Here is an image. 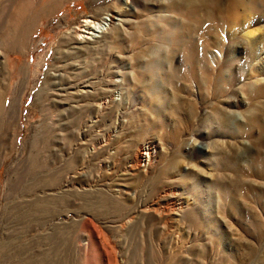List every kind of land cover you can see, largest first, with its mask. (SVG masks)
Instances as JSON below:
<instances>
[{"label":"rangeland","instance_id":"rangeland-1","mask_svg":"<svg viewBox=\"0 0 264 264\" xmlns=\"http://www.w3.org/2000/svg\"><path fill=\"white\" fill-rule=\"evenodd\" d=\"M203 2L57 0L43 18L15 6L31 22L24 41L0 38V264H264V41L244 54L264 37V0L243 31L254 35L235 38L244 51L222 55L234 69L221 88L193 62L217 37L197 29ZM111 13L118 34L67 43ZM105 88L111 108L98 105ZM148 141L153 164L125 172Z\"/></svg>","mask_w":264,"mask_h":264},{"label":"bare ground","instance_id":"bare-ground-1","mask_svg":"<svg viewBox=\"0 0 264 264\" xmlns=\"http://www.w3.org/2000/svg\"><path fill=\"white\" fill-rule=\"evenodd\" d=\"M203 3H204V7H207V21H206V24L205 23L203 24L202 22L199 23V27L197 26L198 27L197 29H199V31L201 32V35L203 37H205L206 40H208V37L212 33V31L215 34L214 37H216V36L217 37H216V40L213 39L212 41H210V40L205 41V42L202 41L201 44L204 46V50L206 51L204 53L202 59L197 58V59L193 60L192 55H189V58L192 59L194 63H198L201 67H203L205 64H207L211 74L213 75V82H214L215 86L221 88V87H225L223 85V83L226 85L228 82V80L222 79L223 80V82H222V80L219 79V76L223 77L222 74H224L223 73L224 71L222 72V70H223L222 67L226 66L229 70L234 69L233 59H231V58L229 59L228 57H222V55L225 56V50H227L229 53H233V52L239 53V52L244 51V49H238V47H239L238 45L240 44V46H241V43L238 41L239 39H237L238 42H236L235 38L245 37V36H241L242 34H240V33H243V31L248 27V24L251 20V17H254L256 10H257L256 4H255V0H231L229 3L230 10H226V9L222 8V5L220 4L219 0H205V2H203ZM203 3L201 5H203ZM19 4L23 5L24 7H27L29 9V11H33V9L35 11H39V13L42 15L41 17L43 18V16H48V14H50V12L53 8L57 7V0H0V38L1 37L2 38L8 37L9 35H7V34H9V32H7V31L9 29H11L12 31H15L17 34V36L13 35L14 37L11 38L8 41V43L13 42L15 44L18 41H24L25 36H26L25 33L27 32L28 26L31 22V19H30L31 14L26 15L25 13H21V15L19 14L18 16H15V18H14L13 15L15 13V6H18ZM199 7H200L199 2H193V4L191 5V10H190V13L192 14V16L196 15L194 13L197 11V9ZM120 9L117 8V10H116L117 14L116 15H120L122 13V10H120ZM223 12H225V13H223ZM116 15L111 13L110 14L111 18H107V17L103 18L106 21H102V18L100 19V18H97L95 16L85 17L79 24H77L75 27H73L70 30V32L66 35L65 39H67L66 40L67 43L72 44L73 47H75V46L77 47V45H78L81 48L82 46H84L86 44H94V43L99 44V42H101V40H99V38H101V37L106 39V38H109L110 36L112 37V33L118 34L119 28L116 26V24L114 23V20H113V19H116V17H115ZM254 20L258 21L259 18L255 17ZM221 21H223V22H222L221 29H220V23L219 22H221ZM215 22H217L216 24L219 23L217 25L218 27H215L213 25V23H215ZM231 23L234 25V27H235V25H237L239 23H241V25L239 28H233V26H231ZM225 24H226V26H225L226 28L224 29L223 27ZM197 25H198V23H197ZM3 30H5V31L2 32ZM94 31H96L100 34L95 35ZM254 32H255V30L254 31L252 30V31L244 32L243 34H245L246 36L247 35L249 36L251 34L254 35ZM263 38H264L263 36H259V37L254 38V39L253 38L252 39L246 38L248 43L250 44V47H249L248 51L244 53V54H246L245 60L253 59L259 53L260 48L264 49V45L259 47V49L255 48L256 43H258V42L263 43V41H264ZM226 40L228 41V43H226ZM232 41H234L236 44H233ZM95 46H96V44H95ZM211 46H214L215 48H217L219 50V54L214 53V51L210 52L209 47H211ZM188 47L190 49V53H193V51L195 52L196 49L198 48V44L194 40L191 39V40H188ZM89 48L90 47L88 45V49ZM13 49H14V47H13ZM18 49H19V47H18ZM227 55H228V53H227ZM230 56H231V54H230ZM221 58H222V61L220 62ZM2 62L3 61L1 60V64H2ZM21 68H22V66H21ZM20 71H22V70H20ZM190 71H191V73L193 71L195 72L194 69H190ZM18 73L20 74V72H18ZM56 75H59V74L56 73ZM59 89H65V88L61 87ZM98 90H99V88H98ZM105 90H106V94H107V96L105 95V97H108V98L102 100L103 99V97H102L101 102L98 105L99 106L101 105L102 108L103 107L104 108H111V106L114 103V98L112 99L113 90H110V88L109 89L105 88ZM99 91H98V93H99ZM0 92H2V91H0ZM104 93H105V91H104ZM1 97H2V95H1ZM0 100H1V98H0ZM4 100H5V95L3 97V101ZM15 104H16V100L14 98H12L10 103H9V107H13V105H15ZM11 110H13V109L11 108ZM99 110H100V108H99ZM10 112H13V111H10ZM105 133H107V134H105ZM105 133L101 134L102 137L104 138V141L106 139L109 140L108 137L110 136L109 132H105ZM106 135H107V137H105ZM155 148H156V145H154V143L152 141L144 142L137 149V153H136V157H135L136 162L133 164L127 165L125 172H128L129 170L130 171H146V169L149 168L150 165L153 164V162H154V158L156 156L155 155L156 154ZM132 173H135V172H132ZM168 197L172 200V204L169 205L170 206L169 208L166 207V209L168 210V213L171 215L173 213H176V209L178 207L177 204H180V202L176 203L174 194H169ZM178 210H180V209H178ZM168 213H167V215H168ZM172 218H174V216Z\"/></svg>","mask_w":264,"mask_h":264}]
</instances>
